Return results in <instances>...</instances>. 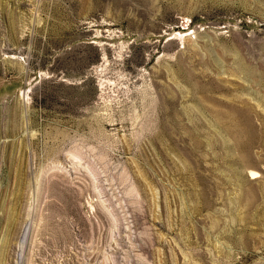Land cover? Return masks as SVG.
<instances>
[{
	"label": "rangeland",
	"instance_id": "rangeland-1",
	"mask_svg": "<svg viewBox=\"0 0 264 264\" xmlns=\"http://www.w3.org/2000/svg\"><path fill=\"white\" fill-rule=\"evenodd\" d=\"M0 264H264V0H0Z\"/></svg>",
	"mask_w": 264,
	"mask_h": 264
},
{
	"label": "bare ground",
	"instance_id": "bare-ground-1",
	"mask_svg": "<svg viewBox=\"0 0 264 264\" xmlns=\"http://www.w3.org/2000/svg\"><path fill=\"white\" fill-rule=\"evenodd\" d=\"M21 92H22V94L24 93L23 91H21ZM251 173L254 174V173H256V171L255 170H251Z\"/></svg>",
	"mask_w": 264,
	"mask_h": 264
}]
</instances>
